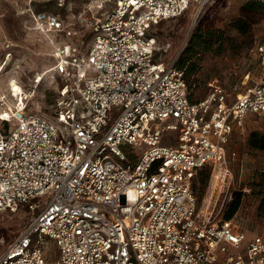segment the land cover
Masks as SVG:
<instances>
[{"label":"built area","instance_id":"built-area-1","mask_svg":"<svg viewBox=\"0 0 264 264\" xmlns=\"http://www.w3.org/2000/svg\"><path fill=\"white\" fill-rule=\"evenodd\" d=\"M194 1L208 0H116L91 22L88 49L58 44L46 72L63 82L55 119L30 111L16 80L14 101L0 92V212L48 196L0 264H48L47 242L55 264H264V240L194 191L203 167L217 183L231 174L234 133L264 119V78L232 92L214 78L193 101L178 58L155 59L152 25ZM30 16L36 30L68 32L58 13Z\"/></svg>","mask_w":264,"mask_h":264},{"label":"rangeland","instance_id":"rangeland-1","mask_svg":"<svg viewBox=\"0 0 264 264\" xmlns=\"http://www.w3.org/2000/svg\"><path fill=\"white\" fill-rule=\"evenodd\" d=\"M247 1L208 0L200 11L199 1H194L183 14L152 25L150 33L156 41L157 61L168 64L178 58L180 66L188 59L185 75L193 100L207 96L209 83L214 78L231 92L235 85L244 90L264 78V52L259 51L264 46V10L243 13L242 6ZM115 4L116 0H70L63 6L55 0H0V92L9 102L14 101L10 83L16 84V80L27 97L28 109L55 119L63 82L54 80L53 71L46 72L57 62L56 47L80 44L85 51L93 38L91 22L104 17ZM42 10L60 14L68 32L53 35L34 29L30 13ZM241 15L252 22L244 34L233 26V21ZM197 23L205 37L200 42L197 36V46L189 51L193 34L199 31H195ZM210 37L213 45L206 49L203 41ZM41 74L44 77L37 82ZM0 126H3L2 121ZM253 130L264 132V119L249 116L244 131L234 133L229 145L231 174L217 183L211 170L203 168L195 178L194 191L200 207L209 209L217 218H225L233 200L241 196V205L232 218L246 230L250 239L264 240V214L259 210L264 195L261 175L264 150L249 146L248 137ZM166 142L172 143L174 139ZM47 198L46 195L44 200L36 197L30 201L42 204ZM41 208L32 211L24 206L16 211L0 212V254ZM45 246L48 264H55L58 250L53 242Z\"/></svg>","mask_w":264,"mask_h":264},{"label":"trees","instance_id":"trees-1","mask_svg":"<svg viewBox=\"0 0 264 264\" xmlns=\"http://www.w3.org/2000/svg\"><path fill=\"white\" fill-rule=\"evenodd\" d=\"M264 10V1L263 0H249L247 2H245L242 6V11L243 13H249V12H254V13H257V12H261ZM198 23L197 25L195 26V31H198L199 30V27H198ZM252 25V22L249 18L245 17L244 15H241L240 17L236 18L234 21H233V26L237 29V31H239L240 33H246L248 32L249 28L251 27ZM202 30V28H200ZM201 30H199L198 32H195L193 34V37L194 39H192L190 41V45L188 46L189 47V51H191L196 45V37L198 36L197 40L198 41H202L203 40V37H205V33L202 32ZM210 35H212V33H210ZM214 36V35H212ZM205 44H206V49H210V47L213 45V38L210 37V38H206L205 41H203ZM186 60H183L182 64L179 66L180 68H184L185 71H186ZM177 64H178V59H177ZM186 74V72H185ZM192 99V97H191ZM193 100V99H192ZM193 101H197V100H193ZM248 144L251 148H254V149H258V150H264V132L263 131H260V130H253L251 131V133L249 134V137H248ZM203 168H209V167H203ZM201 168V169H203ZM200 169V170H201ZM210 169V168H209ZM262 178H264V171L262 172ZM207 178V177H206ZM205 178V180H206ZM241 195V194H240ZM241 196H238L237 198H235L233 200V202L231 203V208L229 210V213L226 215V219H230L232 218L233 214L239 209L240 205H241ZM259 210L262 214H264V195L262 196V199L259 203Z\"/></svg>","mask_w":264,"mask_h":264},{"label":"bare ground","instance_id":"bare-ground-1","mask_svg":"<svg viewBox=\"0 0 264 264\" xmlns=\"http://www.w3.org/2000/svg\"><path fill=\"white\" fill-rule=\"evenodd\" d=\"M47 72H48V71H47ZM39 76H41V78H43V77H44V74H43V75L41 74V75H39ZM13 84H14V83H13ZM14 85H15V84H14Z\"/></svg>","mask_w":264,"mask_h":264}]
</instances>
